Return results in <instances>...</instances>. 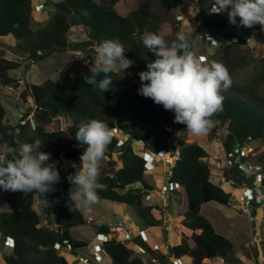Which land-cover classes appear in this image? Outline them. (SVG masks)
<instances>
[{"label": "trees", "instance_id": "1", "mask_svg": "<svg viewBox=\"0 0 264 264\" xmlns=\"http://www.w3.org/2000/svg\"><path fill=\"white\" fill-rule=\"evenodd\" d=\"M35 0H0V37L12 35L15 48L26 56V61L38 63L56 51L90 48L103 39H119L127 48L126 57L133 65L123 72L110 73L113 84L103 94L85 83L84 76L90 74L89 66L81 72L63 69L57 79L47 78L43 84L28 83L21 93L23 98L31 96L34 107L32 120L16 121L19 135L13 136L12 122L7 121L8 110L2 103L1 88H19L21 79L11 74L22 65L0 55V146L14 145V141H43L42 150L51 154L49 163L56 164L60 174L59 182L44 194L33 191L3 190L7 209L0 211V244L6 238L12 239L11 253L3 257L1 264H67L68 256L73 258L81 254L78 250L88 247L83 240L72 236V229L86 222L80 207L70 199L71 188L68 177L70 172L64 168V160L77 166L85 146L75 139L80 123L96 118L105 121L114 132L111 143L104 156L118 154L123 166L112 172L100 170L99 182L105 185L98 190V202L110 200L116 203L132 205L145 222L151 233L163 223L153 211L158 206L144 204L148 193L156 186L145 181L146 158L135 150L137 141L145 142L144 152L154 150L153 132L161 130L167 138H174L176 130L181 131L179 158L171 166L168 179L170 184L177 183L184 194L185 206L181 220L177 225L180 235L177 237L170 254L157 253L153 246L138 236L135 239L145 246L151 256L159 254L161 259H188L189 264H202L205 259L222 257L228 264H246L237 256V248L232 241L218 233L213 224L201 210L206 203L216 201L223 205H235L232 193L212 180L210 153L198 142H187L188 129L185 124L174 122V113L165 110L151 98L138 94L140 86L139 72L146 70L147 63L154 60V53L145 49L141 36L145 31L162 35H171L176 28L163 21L157 11V4L170 14L189 0H138L130 14H121L116 6L120 0H59L55 2L49 22L34 31L31 28ZM200 5L199 28H213L225 36L259 43L264 48V31L261 25L252 27L231 24L227 13L211 12L205 5L213 6L214 0H197ZM239 20V18H237ZM74 26L88 29V38L80 42H70L69 31ZM177 30V28H176ZM232 37V38H233ZM191 50L193 44L190 42ZM231 48L232 46H227ZM222 63L230 75L239 66L248 63L246 56H225ZM98 78H102L98 77ZM224 97L222 109L213 114V127L207 131L210 140L218 137L224 129L222 142L225 152H231L237 146H245L255 141H264V97L249 84H234L221 89ZM25 121V122H22ZM174 125V132L166 129ZM220 136V135H219ZM124 141L119 145L120 139ZM243 161L262 167L264 172V150L253 160L243 156ZM157 160L159 158L157 157ZM231 179L241 187L249 183L238 165L229 169ZM264 187V177L261 182ZM135 186V187H134ZM179 189H173L175 196ZM36 195L54 203L58 228L49 229L41 224V216L35 209ZM161 211V210H160ZM59 219V220H58ZM99 231L109 233L111 227L101 225ZM68 240L71 252L57 249L55 244ZM110 264H146L147 256H134L136 248L129 247L121 240L112 238L104 244Z\"/></svg>", "mask_w": 264, "mask_h": 264}, {"label": "rangeland", "instance_id": "2", "mask_svg": "<svg viewBox=\"0 0 264 264\" xmlns=\"http://www.w3.org/2000/svg\"><path fill=\"white\" fill-rule=\"evenodd\" d=\"M57 1L59 0H56V2ZM137 1L138 0H120L116 8L121 14L128 15L131 10L136 8ZM155 7L161 14L163 21L171 23L177 28V30L175 28L173 33L168 37H165V39L169 43L175 42L177 33L180 31L185 32L189 37V41L193 44V52L197 56L204 53L207 54L208 58L206 63H211L212 61L222 63V58L225 56H246L248 59L247 65L239 66L230 75L232 83L249 84L255 87L258 93L264 97V48L262 45L259 43H250L249 41L240 40L239 38L233 36V38H228L223 32L213 28H199L198 18L201 5L197 0L187 1L186 7L175 9L170 14L162 10L157 4ZM205 7H208L209 9V5H205ZM200 31L213 35L215 41L217 42L209 47V45H207L203 40L198 39ZM82 37L83 36H81L79 40H81ZM79 40L74 42H79ZM227 46L232 47L229 48ZM81 50L83 51L84 57L75 61L76 63L73 64L70 63V60L74 57V52L66 53L65 51H57L36 64L26 61L28 64H25L20 70H15L13 72L14 75L19 76L18 78L21 79L20 87L13 88L6 86L1 88L2 103L8 110L6 117L7 121L16 122L25 118V120H32L33 124V112L29 111V109L34 107V100L31 96H28L26 99L23 98L21 93L27 87L28 83L43 84L47 78L57 79L63 69H70L74 74V72H81L84 66L90 67L94 63L92 57L95 55V49L90 50L88 48H82ZM33 64L35 66L30 72H28L30 66ZM223 131L224 129H221L218 134V139L216 138V140L212 142V140L209 139L207 132L202 135H195L189 130L185 141L204 144L206 148H208V151L213 155L211 159H209L211 167L216 168V161L221 160V158H217L213 154L215 153V151H213L214 148H222L223 151L221 154H223V156L220 155V157H224V154L226 153L221 143ZM175 134L174 138L168 139L161 130L154 131V147L160 148L162 144L170 145L169 143L179 144L178 135L181 134V131L179 132V130H176ZM137 145L139 146V144ZM263 150L264 141L262 140L255 141L246 146L244 149L246 156L252 158L253 160H255V158ZM137 152L141 155L145 154V152L139 147H137ZM160 154H164V152H160ZM165 155L168 156V152H165ZM122 166L123 163L116 153H114L112 157L104 156L99 162L100 170L105 172H112V170L121 168ZM166 166H170V164H166ZM64 168L70 172L77 170V166L66 159L64 160ZM217 168L224 171L226 169V175H229L227 170H229L230 167L227 163H222V165ZM223 176L225 177L224 173ZM213 177L212 178L214 180L216 175L214 174ZM224 177L223 182H226L227 184L229 179L226 180ZM144 179L149 184L156 186V189H153L151 192L152 197L150 200H147L145 197L144 204L158 206L159 209H155L153 213L157 218H160V216L163 218V223L153 229L152 235H155L156 241L161 242V244L162 241H166L165 238H167L170 244L172 242L175 243L177 237L180 235V231L176 225L179 224L183 207L185 206L184 194L180 189L177 196H175L174 193L172 194V190H169L168 192L163 190V187L170 186L168 181L169 172L165 173L166 181L164 184L162 182L158 183L155 173H151L150 171H147ZM225 187L227 190L232 189L230 186L229 188L228 185ZM261 193H264V188L261 190ZM170 202L172 205L168 204ZM235 204L236 205H223L216 201H212L204 204L201 212L209 219L218 233L229 238L234 246L239 249L241 255L239 254L238 256H241V260L244 263L264 264V257H262L264 249V204L255 205L253 210L251 207L240 204L239 202H236ZM34 207L41 216V224L43 226L54 230L58 228L57 216L54 212V203L41 195H36ZM79 207L85 215L86 222L82 225L74 227L71 233L76 239L83 240L87 243L88 247L86 246L85 248L78 250V252L80 251L81 254H87L90 257L92 256L91 245L95 240L98 228L101 225H107L114 228L118 222L121 225H125V223H127L131 232L136 235H138L140 229H147L145 222L137 214L135 207L132 205L125 204L124 209L127 211V214L124 216H120L124 213V211H118V203L110 200H102L99 204H80ZM6 209L7 204L5 201V195L3 191H0V211ZM169 216V220L171 222L167 223ZM89 217H92V220H90ZM120 217L123 220H119ZM173 221H176L177 224L175 225V222ZM149 233L151 234V232ZM113 237L115 239L119 237L123 240V242L126 240V235L122 234L120 231H118ZM126 243L130 247L132 246L129 242ZM9 253H11V248L0 247V264L3 262V257ZM105 255L106 254H103V256ZM136 255H140L137 250L134 252V256ZM183 261L185 264H189L188 259L185 258ZM105 264H108V259Z\"/></svg>", "mask_w": 264, "mask_h": 264}, {"label": "clouds", "instance_id": "3", "mask_svg": "<svg viewBox=\"0 0 264 264\" xmlns=\"http://www.w3.org/2000/svg\"><path fill=\"white\" fill-rule=\"evenodd\" d=\"M39 5L41 4L34 5V9L38 11L45 6L42 4L41 9H36ZM212 11L226 12L231 24L245 27L259 24L264 28V0H214ZM141 40L144 48L154 53L156 58L147 63L146 70L139 72L138 94L151 98L165 110L172 111L174 122L185 124L186 129L193 134H205L213 127L214 122L211 119L213 114L222 109L224 97L221 89L226 90L232 85L227 67L216 61L205 63L203 57L197 56L191 50L189 37L183 31L177 33L176 41L172 43H169L162 35L150 31H145ZM212 42L217 41L212 40ZM126 50L127 48L119 39L101 40L95 47V55L92 57L94 63L89 68L90 74L84 76L85 83L98 89L102 94L107 91L113 84L109 74L114 71L124 73L134 63L126 57ZM75 52L73 62L82 58L81 53L79 59H74ZM204 55L207 56L205 53ZM101 76L102 78H98ZM11 126L14 129L11 134L18 136L19 128L16 127V122L13 121ZM75 139L80 146L85 147L81 154L79 170L68 177L72 186H76L71 188L70 199L77 206L95 204L99 199L98 190L105 188V185L99 182V162L113 139V132L105 121L90 118L80 123ZM221 143L223 145L222 138ZM14 145L0 146V189L24 193L36 191L41 195L50 191L52 186L59 182L60 174L56 164L49 163L51 154L42 150L43 141L35 139L31 142H21L16 139ZM169 146L171 145H167V148ZM173 146L179 150V146L176 147L175 144ZM147 153L143 154L145 158ZM251 181L249 180V183ZM263 188L262 186L261 190ZM231 193L234 192L231 191ZM233 201L236 203L235 200ZM253 207H251L252 210ZM124 228L131 232L128 226ZM140 230H146L149 235H152L147 229ZM118 231L122 230L117 229L115 232ZM112 233V230L108 233L112 236L111 239L114 238ZM131 235L138 236L135 233ZM153 236L156 238L155 235ZM126 242H129L127 237L124 240V243ZM4 244H0V247L11 248Z\"/></svg>", "mask_w": 264, "mask_h": 264}, {"label": "built area", "instance_id": "4", "mask_svg": "<svg viewBox=\"0 0 264 264\" xmlns=\"http://www.w3.org/2000/svg\"><path fill=\"white\" fill-rule=\"evenodd\" d=\"M183 7L187 6V2H184L182 4ZM43 5L36 6V9H41ZM213 6H210L209 9L212 12ZM198 39L203 40L207 45L212 46L214 43L212 40L214 39V36L211 34H207L206 32L200 31L198 34ZM81 57V52H75V58L79 59ZM199 57H203L204 62L207 61V56L204 54L199 55ZM74 60L72 59V62ZM166 129L170 132L174 131L173 125H166ZM114 135V132H113ZM124 141V138L120 139L119 145L122 144ZM137 144H139V148L141 150L145 147V142L143 140L137 141ZM250 144H246L245 146H237L234 148L231 152H226L225 154V160H218L216 161V167H219L222 165V163H227L230 168L234 167L235 165H238L240 168V171L249 178V180H252L248 186L243 187L240 189L238 193L235 192V194H232V199L236 202H239L240 204H243L248 207H253L255 205L264 204V193H261V182L264 177V172H262V167L257 164L253 163H247L243 161V156L246 155L244 149L246 146ZM164 154H160L155 151H150L146 154V169L147 171H154L157 168V163L159 160H157V157H160L162 162L165 164H173L178 158H179V150L175 148L174 146H169L167 150L163 151ZM165 152H168V156L165 155ZM170 184V183H169ZM180 188L177 183L170 184L169 187H163V190L165 192H168L169 190ZM152 197L151 192L146 195V199L150 200ZM152 205V204H151ZM91 220L92 217H89ZM127 227V226H126ZM117 229L125 230L126 231V237L129 243L132 245L131 247H136L137 251L139 252L140 256H147L148 259H144L146 264H185L184 261L181 259L172 261V260H166L165 262L161 259L159 254L151 256L149 254L148 249L140 244L135 239V235L130 234V230H126V228L122 226H118ZM139 238H141L142 241L147 242L151 244L154 248V250L158 253H167L170 254L173 244H170L169 241H162L158 242L156 241V238L153 235H149L146 230H140L138 233ZM111 235L104 232H97L96 238L91 246V253L92 256H88L87 254H78L73 258H69V261L67 264H100L104 260L103 254H105L104 251V244L106 241L111 239ZM13 242L10 237H7L5 240L4 246H12ZM55 247L59 250L64 249L66 252H71L72 245L68 240L64 241V244H61L60 242H57L55 244ZM202 264H228L225 259L222 257H216L213 259H205Z\"/></svg>", "mask_w": 264, "mask_h": 264}, {"label": "crops", "instance_id": "5", "mask_svg": "<svg viewBox=\"0 0 264 264\" xmlns=\"http://www.w3.org/2000/svg\"><path fill=\"white\" fill-rule=\"evenodd\" d=\"M55 2H56V0H35L34 1V5H37V4H44L45 6H44V8H42L41 10H33V13H32V20H31V28L34 30V31H36V30H38V29H40L41 27H44L48 22H49V19H50V17H51V15H52V13H53V11L55 10V6H54V4H55ZM52 12V13H51ZM87 34H88V29H86L85 27H80V26H74V27H72L71 29H70V31H69V34H68V39H69V41L70 42H74V41H78L80 38H81V36H83L82 37V39L81 40H79V42L80 41H84V40H86L87 38H88V36H87ZM250 43H251V41H249ZM95 46H93V47H90V48H88V49H95L94 48ZM63 51H65L66 53H73V52H81L82 53V58L84 57L83 56V51L81 50V49H72V47H69L68 49H65V50H63ZM57 52V51H56ZM55 53V52H54ZM53 53V54H54ZM0 55H2V56H4L5 58H7V59H9V60H15V61H17V62H20L21 63V67L19 68V70L25 65V64H28V63H26V56H24L22 53H20L19 51H17L16 50V48H15V39H14V37L12 36V35H10V36H6V37H0ZM77 61V60H76ZM70 63H76V62H71V60H70ZM35 65L33 64V65H31L30 66V69H29V71L28 72H30L31 70H32V68L34 67ZM14 71H12L11 72V74L13 75V76H15V77H19V76H17V75H14V73H13ZM2 91V90H1ZM2 96V95H1ZM178 133V132H177ZM179 136V138H178V141L180 140V135H178ZM217 139H218V137H216ZM216 138L215 139H213L212 140V142H214L215 140H216ZM171 140V139H170ZM173 143V142H172ZM171 146H173V144H171V143H169ZM202 146H204V148L208 151V148H206V146L204 145V144H201ZM135 147V150L137 151V147H139L137 144L134 146ZM160 148H163L162 150H166L167 149V145H165V144H162V146L160 147ZM160 148H154V150L155 151H157L158 153H160L162 150H160V151H158ZM178 149V148H177ZM224 149V148H223ZM210 150V149H209ZM213 151H215V153H213L217 158L219 157V158H221V160H225V156L224 157H220V155H222L223 156V154H221L222 153V148H219V147H216V148H214V150ZM209 152V151H208ZM210 153V152H209ZM225 155V154H224ZM144 156V155H143ZM213 155L210 153V158H208V160L209 159H211V157H212ZM159 158V161H158V163H157V168H156V170H154V171H150L151 173H155V175H156V180H157V182L159 183V182H162L163 184L165 183V173L166 172H169V177H170V174H171V166H166V164L165 163H163L162 162V160H161V158L160 157H158ZM211 171H212V177L214 176V174L216 175V177H215V179L213 180V178H212V180L215 182V183H217V184H219V185H221L227 192H231V191H233V192H235V191H238V190H240L241 188V186L240 185H238V184H236L232 179H231V177H230V172H229V170H227V173H229V175H226V169H225V171L224 170H222V169H220V168H212L211 167ZM223 173H224V175H225V177L223 176ZM158 176H160V177H158ZM223 177L226 179V180H228L229 179V181H228V183L226 184V182H223ZM162 184V185H163ZM161 185V186H162ZM226 185H228V187L230 186L232 189L230 190H227L226 189ZM160 186V187H161ZM160 187H159V189H160ZM229 187V188H230ZM161 190V189H160ZM152 192V191H151ZM152 194V193H151ZM172 194H173V192H172ZM169 205H172V203L170 202V203H168ZM125 208V204H121V203H118V211L119 212H123L124 211V213H122L120 216H124V215H126L127 213V211L124 209ZM184 208V207H183ZM183 212V211H182ZM170 216L168 217V221H167V223H169V222H171L170 220ZM119 220H123L121 217L119 218ZM181 220V219H180ZM173 222H175V225L177 224L176 223V221H173ZM180 222V221H179ZM121 224L118 222V224L116 225V227H114V228H111V230H112V234H114V236L116 235V233L117 232H115L116 230H117V228H118V226H120ZM126 225L128 226V228H129V225L127 224V223H125V226L124 227H126ZM122 226V225H121ZM172 226V225H171ZM177 226V225H176ZM122 234H124V235H126V231L125 230H122V231H120ZM150 232V231H149ZM130 234H132V232H130ZM152 234V233H151ZM127 236V235H126ZM177 237V236H176ZM117 239H120L119 237H117ZM171 244H175L174 242H172ZM241 255V253H240V251H239V249L237 248V256L238 255ZM239 258H241V256H238ZM262 257H264V249H263V254H262ZM108 259V264H110L111 263V259L110 258H108V256L106 255L105 257H104V260L102 261V263H100V264H105V262H106V260Z\"/></svg>", "mask_w": 264, "mask_h": 264}, {"label": "bare ground", "instance_id": "6", "mask_svg": "<svg viewBox=\"0 0 264 264\" xmlns=\"http://www.w3.org/2000/svg\"><path fill=\"white\" fill-rule=\"evenodd\" d=\"M239 191H236V193H238Z\"/></svg>", "mask_w": 264, "mask_h": 264}, {"label": "water", "instance_id": "7", "mask_svg": "<svg viewBox=\"0 0 264 264\" xmlns=\"http://www.w3.org/2000/svg\"><path fill=\"white\" fill-rule=\"evenodd\" d=\"M27 87H28V85H27ZM59 220V219H58ZM59 222V221H58Z\"/></svg>", "mask_w": 264, "mask_h": 264}]
</instances>
